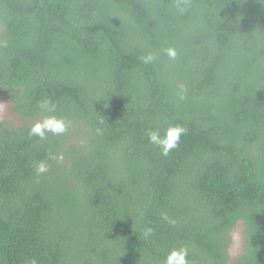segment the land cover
<instances>
[{"label":"trees","instance_id":"obj_1","mask_svg":"<svg viewBox=\"0 0 264 264\" xmlns=\"http://www.w3.org/2000/svg\"><path fill=\"white\" fill-rule=\"evenodd\" d=\"M0 92V264H264V0H0Z\"/></svg>","mask_w":264,"mask_h":264},{"label":"clouds","instance_id":"obj_2","mask_svg":"<svg viewBox=\"0 0 264 264\" xmlns=\"http://www.w3.org/2000/svg\"><path fill=\"white\" fill-rule=\"evenodd\" d=\"M177 7L179 8L181 14L186 11V9L180 8L179 5H177ZM165 52L171 60H175L178 56L177 50L173 47L165 49ZM142 59L143 62L147 64L153 62L156 59V56L154 54H149L146 57H142ZM179 99L183 100L184 96L182 94L179 95ZM38 107L42 113H54L56 111V105L50 99L40 101L38 103ZM68 126L69 122L66 121L65 118L57 117L55 115H46L44 119L38 120L30 127L29 136H38L41 140H43L46 138L47 133H52L53 135L64 134L67 131ZM185 131L186 129L179 125L169 126L163 135H161L157 130L150 129L147 133L148 141L150 144L160 149L161 155L167 156L172 149L178 147L180 138ZM49 158L56 159V156L50 153ZM35 171L37 175L44 174L48 171V165L41 161L36 166ZM162 218L169 224L174 225L176 223L175 220L170 219L166 214L163 215ZM153 234V229H145L143 233L144 239L147 240ZM188 256L189 250L187 247H174L166 255L163 264H191ZM31 264H36V261L32 260Z\"/></svg>","mask_w":264,"mask_h":264},{"label":"rangeland","instance_id":"obj_3","mask_svg":"<svg viewBox=\"0 0 264 264\" xmlns=\"http://www.w3.org/2000/svg\"><path fill=\"white\" fill-rule=\"evenodd\" d=\"M0 121H7L16 126L23 125L25 121L14 112L10 98L1 92ZM231 238L232 240L228 264H236V260L243 254L245 249L244 225L241 221L238 222L233 228V231L231 232Z\"/></svg>","mask_w":264,"mask_h":264}]
</instances>
